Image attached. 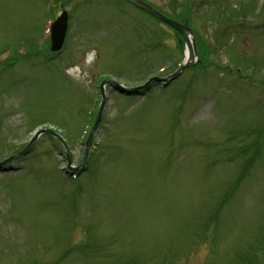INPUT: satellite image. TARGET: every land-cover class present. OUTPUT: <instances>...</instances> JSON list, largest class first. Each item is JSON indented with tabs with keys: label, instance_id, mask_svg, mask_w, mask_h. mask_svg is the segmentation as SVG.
Returning a JSON list of instances; mask_svg holds the SVG:
<instances>
[{
	"label": "rangeland",
	"instance_id": "obj_1",
	"mask_svg": "<svg viewBox=\"0 0 264 264\" xmlns=\"http://www.w3.org/2000/svg\"><path fill=\"white\" fill-rule=\"evenodd\" d=\"M142 1L165 86L127 1L0 0V264H264V0Z\"/></svg>",
	"mask_w": 264,
	"mask_h": 264
},
{
	"label": "water",
	"instance_id": "obj_2",
	"mask_svg": "<svg viewBox=\"0 0 264 264\" xmlns=\"http://www.w3.org/2000/svg\"><path fill=\"white\" fill-rule=\"evenodd\" d=\"M126 1L130 2L134 6L140 8L141 10L151 14L152 16H154L157 19L161 20L162 22L168 24L172 28L178 30L179 33H181V35L184 37L186 43H188L187 31H189L191 33H192V31L187 25L179 23L176 20L165 16L164 14H162L161 12L156 10L154 7H152L151 5H149L148 3H146V2H144L142 0H126ZM68 19H69L68 12L67 11H63L62 14L58 17V19L52 25V28H51V39H52V49L54 51L60 50L62 48V46H63V43L65 41V37H66V33H67V29H68ZM193 64H194V61L184 63L181 66V68L176 73H174L171 76H169V78L176 77L185 68H187V67H189V66H191ZM169 78L160 79V78L156 77V78H153L151 80L158 79V80L167 81ZM105 100H106V98H104L103 101H102V105H101V108H100V112H99L97 121H96V123H95V125H94V127H93V129H92V131H91V133L89 135V137H88V140L86 142L87 148H86L85 157H84L82 163L78 167H71V163H72V161H71V150H70L69 146L67 145L66 141L64 140V138L60 134H58V133H56V132H54L52 130L43 129V130H40L35 135V138L41 133H49V134L55 136L57 139H59V141L66 148V152H67V156H68V164H69L70 169L73 170V171H78L86 163V160L88 158L90 149L92 147V142H93V139H94V135H95V133H96V131H97L99 125H100V122H101L102 113H103L104 106H105ZM34 140L35 139H33L32 142H34ZM28 148H26L24 151L20 152L17 155L11 156L7 160H5V162H10L11 160L15 159L16 157L25 154L26 151L28 150ZM5 162H2V163H5ZM2 163H0V165Z\"/></svg>",
	"mask_w": 264,
	"mask_h": 264
},
{
	"label": "bare ground",
	"instance_id": "obj_3",
	"mask_svg": "<svg viewBox=\"0 0 264 264\" xmlns=\"http://www.w3.org/2000/svg\"><path fill=\"white\" fill-rule=\"evenodd\" d=\"M187 36H188V43H187V46L185 49V58L184 59L186 62H191V61L196 62L197 52H196V48L194 47L193 35L191 32L187 31ZM91 57H92V55H89L88 60H90Z\"/></svg>",
	"mask_w": 264,
	"mask_h": 264
}]
</instances>
